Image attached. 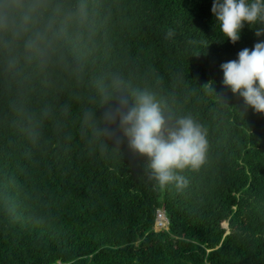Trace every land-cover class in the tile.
I'll return each instance as SVG.
<instances>
[{
    "label": "trees",
    "instance_id": "16d2710c",
    "mask_svg": "<svg viewBox=\"0 0 264 264\" xmlns=\"http://www.w3.org/2000/svg\"><path fill=\"white\" fill-rule=\"evenodd\" d=\"M110 3L113 58L173 121L202 125L205 161L161 188L126 141L0 135V264H264V114L221 69L254 30L227 40L213 0ZM158 210L168 230H155Z\"/></svg>",
    "mask_w": 264,
    "mask_h": 264
},
{
    "label": "clouds",
    "instance_id": "9594fccd",
    "mask_svg": "<svg viewBox=\"0 0 264 264\" xmlns=\"http://www.w3.org/2000/svg\"><path fill=\"white\" fill-rule=\"evenodd\" d=\"M111 11L110 0H0V135L126 141L159 187H182L179 173L205 161L207 133L190 115L173 121L113 58ZM211 11L233 44L254 30V47L221 69L223 85L264 114V0H213Z\"/></svg>",
    "mask_w": 264,
    "mask_h": 264
},
{
    "label": "built area",
    "instance_id": "2783aa9c",
    "mask_svg": "<svg viewBox=\"0 0 264 264\" xmlns=\"http://www.w3.org/2000/svg\"><path fill=\"white\" fill-rule=\"evenodd\" d=\"M169 223L167 216L164 211L158 210L156 212V221H155V230L161 231V230H168Z\"/></svg>",
    "mask_w": 264,
    "mask_h": 264
},
{
    "label": "rangeland",
    "instance_id": "374dc122",
    "mask_svg": "<svg viewBox=\"0 0 264 264\" xmlns=\"http://www.w3.org/2000/svg\"><path fill=\"white\" fill-rule=\"evenodd\" d=\"M225 228H227V226L225 225Z\"/></svg>",
    "mask_w": 264,
    "mask_h": 264
}]
</instances>
